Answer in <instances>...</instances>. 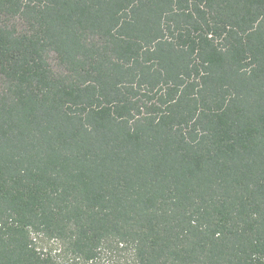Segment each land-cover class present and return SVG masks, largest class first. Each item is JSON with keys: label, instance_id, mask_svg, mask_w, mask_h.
<instances>
[{"label": "trees", "instance_id": "16d2710c", "mask_svg": "<svg viewBox=\"0 0 264 264\" xmlns=\"http://www.w3.org/2000/svg\"><path fill=\"white\" fill-rule=\"evenodd\" d=\"M0 264H264V0H0Z\"/></svg>", "mask_w": 264, "mask_h": 264}]
</instances>
